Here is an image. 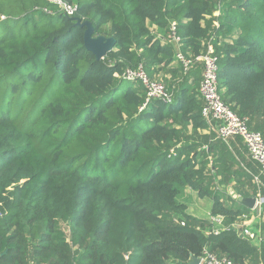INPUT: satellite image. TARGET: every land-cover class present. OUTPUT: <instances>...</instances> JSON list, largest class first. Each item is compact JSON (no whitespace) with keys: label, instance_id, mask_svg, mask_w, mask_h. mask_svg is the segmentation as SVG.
<instances>
[{"label":"trees","instance_id":"trees-1","mask_svg":"<svg viewBox=\"0 0 264 264\" xmlns=\"http://www.w3.org/2000/svg\"><path fill=\"white\" fill-rule=\"evenodd\" d=\"M66 1L116 39L103 60L46 0H0V264H190L205 250L264 264V222L257 246L236 227L250 209L220 189L258 188L201 135V75L173 64L211 42L224 102L264 136V0H227L218 17L219 0ZM140 66L172 103L140 110L146 91L121 78ZM188 189L222 225L188 213Z\"/></svg>","mask_w":264,"mask_h":264},{"label":"built area","instance_id":"built-area-1","mask_svg":"<svg viewBox=\"0 0 264 264\" xmlns=\"http://www.w3.org/2000/svg\"><path fill=\"white\" fill-rule=\"evenodd\" d=\"M49 5L56 8V12L63 14L68 18H75L77 6L66 0H46ZM227 0H219L218 9L215 16H220L221 5ZM44 12L52 14L48 8ZM218 25V24H217ZM170 42L179 46L181 39L178 36V25L172 22L170 26ZM176 60L179 62L184 72H190L197 64H202V81L200 83L199 93L204 101L202 115L205 120L215 128L216 135L221 140L232 138H241L251 160L256 163L262 174H264V136L262 133L253 131L249 127V119L237 115L229 105H227L221 96V86L219 83V58L216 55L214 45L209 42L205 51L197 57H186L181 52L176 54ZM121 78L128 82L140 83L146 91V101L140 108L143 111L153 100H160L164 103H172L173 97L169 94L166 85L158 77L151 78L142 66L137 69H127ZM257 203L261 206L263 199H258ZM212 222L222 225L224 217H211ZM237 229L241 235L253 242L261 240V231L251 228L250 225L239 226ZM216 234L219 230H214ZM201 264H238L229 259H220L215 254L205 250L201 258Z\"/></svg>","mask_w":264,"mask_h":264},{"label":"crops","instance_id":"crops-1","mask_svg":"<svg viewBox=\"0 0 264 264\" xmlns=\"http://www.w3.org/2000/svg\"><path fill=\"white\" fill-rule=\"evenodd\" d=\"M178 64L177 60L173 64ZM195 70V72L199 73L201 75L202 80V70L203 66L202 64H197L192 71ZM191 71V72H192ZM158 77V76H157ZM168 78H171V75H168ZM210 125V124H209ZM190 134L192 132V128H189ZM201 135L204 136H210L212 133L215 134V128L210 125V128L207 130L200 131ZM224 141V140H223ZM229 149L231 153V158H228V161L233 164V168L235 170H238L241 174L244 175V179L248 181L250 179L248 175L253 179V185L257 186L258 188V194L256 196H250L249 198H255V199H263L264 200V194L262 190H264V174H262L259 166L254 163L249 153L242 141L241 138H232L229 140H226L224 142ZM209 149L208 145H204L203 150ZM220 179V178H219ZM221 191L225 193L228 196H231L232 198L238 200L241 202L242 199H249L244 198L239 194L237 183L235 180L231 182L228 186H222L220 187ZM249 189L248 185L241 186V190L247 191ZM182 202H184L188 206V213L194 217H197L199 219H210L211 218V209H212V200L209 198L202 199L198 196V194L190 189L186 190L185 195L182 199ZM194 202V205L192 203ZM242 203V202H241ZM244 205V204H243ZM245 206V205H244ZM247 207V206H246ZM248 208V207H247ZM250 209V208H249ZM264 222V203L261 205L260 212H256V210L250 209V212L243 215L238 221L239 226H246L250 225L251 228L254 229H260L259 225ZM261 231V230H260ZM255 245L259 246V242H255Z\"/></svg>","mask_w":264,"mask_h":264},{"label":"water","instance_id":"water-1","mask_svg":"<svg viewBox=\"0 0 264 264\" xmlns=\"http://www.w3.org/2000/svg\"><path fill=\"white\" fill-rule=\"evenodd\" d=\"M76 21V25L81 28H86L85 31V47L86 49L93 53L98 61L103 60L110 52H112L117 44L115 38L110 37L107 38L105 36H95V29L90 22H82L79 18H73ZM242 204L247 206L252 210H256V212H260L261 206L257 203V199L249 198L242 199ZM190 264H201L200 258H193Z\"/></svg>","mask_w":264,"mask_h":264},{"label":"rangeland","instance_id":"rangeland-1","mask_svg":"<svg viewBox=\"0 0 264 264\" xmlns=\"http://www.w3.org/2000/svg\"><path fill=\"white\" fill-rule=\"evenodd\" d=\"M192 205H194V202L192 203Z\"/></svg>","mask_w":264,"mask_h":264}]
</instances>
